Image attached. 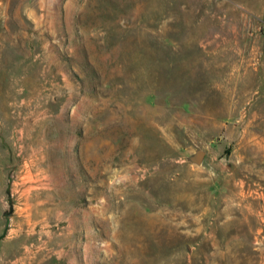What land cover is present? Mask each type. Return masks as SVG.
Segmentation results:
<instances>
[{"label":"rangeland","instance_id":"obj_1","mask_svg":"<svg viewBox=\"0 0 264 264\" xmlns=\"http://www.w3.org/2000/svg\"><path fill=\"white\" fill-rule=\"evenodd\" d=\"M0 264H264V0H0Z\"/></svg>","mask_w":264,"mask_h":264},{"label":"water","instance_id":"obj_2","mask_svg":"<svg viewBox=\"0 0 264 264\" xmlns=\"http://www.w3.org/2000/svg\"><path fill=\"white\" fill-rule=\"evenodd\" d=\"M204 156V151L203 150H198L195 155L192 157V160L196 163H200L203 159Z\"/></svg>","mask_w":264,"mask_h":264}]
</instances>
